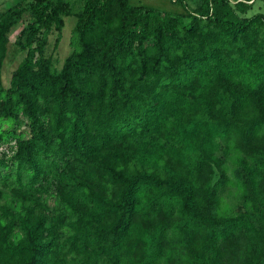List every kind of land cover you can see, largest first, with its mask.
Wrapping results in <instances>:
<instances>
[{"label":"trees","instance_id":"obj_1","mask_svg":"<svg viewBox=\"0 0 264 264\" xmlns=\"http://www.w3.org/2000/svg\"><path fill=\"white\" fill-rule=\"evenodd\" d=\"M256 1L0 7V264H264ZM70 14L76 48L56 70L49 36Z\"/></svg>","mask_w":264,"mask_h":264},{"label":"rangeland","instance_id":"obj_2","mask_svg":"<svg viewBox=\"0 0 264 264\" xmlns=\"http://www.w3.org/2000/svg\"><path fill=\"white\" fill-rule=\"evenodd\" d=\"M16 0H0V7L4 8L11 4H13ZM71 4H73L74 0H68ZM130 3L133 4H144L148 6L158 7L163 10L180 12L185 11L186 8L191 7L194 4V0H129ZM254 9H260L264 12V0H257L255 3ZM74 7V5H73ZM75 8V7H74ZM75 24L74 15H66L64 16V24L60 32V40L56 47H53V38L54 35L51 34L49 36L50 43L48 44L47 50L54 58L53 69H59L63 59L65 56L69 54V52L76 48L75 40H74V32L73 27ZM21 24H15L9 32V39L7 43V54L3 61L2 65V84L3 86H7L10 80L11 72L13 68L17 65L18 61L23 55V51H20L14 45V38L18 30L20 29ZM233 165V160L230 158L227 163L228 172H231ZM238 189L234 184H231L227 190L222 192L220 195V205L219 211L230 212L232 208L236 206L238 202Z\"/></svg>","mask_w":264,"mask_h":264}]
</instances>
